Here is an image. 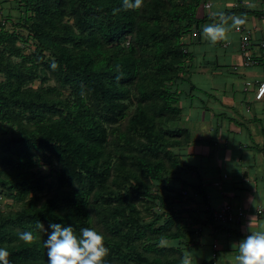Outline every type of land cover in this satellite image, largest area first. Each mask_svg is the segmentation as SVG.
Here are the masks:
<instances>
[{
	"label": "trees",
	"instance_id": "obj_1",
	"mask_svg": "<svg viewBox=\"0 0 264 264\" xmlns=\"http://www.w3.org/2000/svg\"><path fill=\"white\" fill-rule=\"evenodd\" d=\"M199 4L143 0L125 9L124 0H11L23 15L15 28L27 36L8 30L13 14L0 11V188L16 202L30 195L0 215V247L11 253L10 264H47V233L38 222L49 231L50 223L71 225L77 235L99 225L109 249L104 264H181L190 241L180 240L190 232L172 206L182 192L164 183L187 169L176 153L189 141L177 125L178 85L188 77L186 39L201 31ZM163 20L171 39L161 36ZM29 38L28 58L17 42ZM67 89L70 99L63 98ZM129 102L125 130L109 129ZM39 157L58 166L53 190L32 171ZM137 194L159 206L149 222L124 204ZM28 230L37 236L31 246L18 239Z\"/></svg>",
	"mask_w": 264,
	"mask_h": 264
},
{
	"label": "crops",
	"instance_id": "obj_2",
	"mask_svg": "<svg viewBox=\"0 0 264 264\" xmlns=\"http://www.w3.org/2000/svg\"><path fill=\"white\" fill-rule=\"evenodd\" d=\"M208 1V10L197 7L201 31L186 39L188 77L178 85V124L189 141L176 153L187 169L164 185L186 191L172 209L190 232L180 241H190L182 254L191 252V264H238L235 243L264 226V95L255 99L264 82V49L257 46L264 41V0ZM238 22L250 31L253 65L243 64ZM207 26L224 29L223 37L212 41ZM227 203L245 211L239 224L214 222V211Z\"/></svg>",
	"mask_w": 264,
	"mask_h": 264
},
{
	"label": "clouds",
	"instance_id": "obj_3",
	"mask_svg": "<svg viewBox=\"0 0 264 264\" xmlns=\"http://www.w3.org/2000/svg\"><path fill=\"white\" fill-rule=\"evenodd\" d=\"M143 0H135L130 3L124 0L125 9H139ZM205 35L212 41L223 37L224 29L207 26L203 29ZM56 65H53L55 68ZM45 170H46V166ZM37 228L44 229L47 233L43 244L47 254V264H104L105 257L109 255V249L105 246L104 235L91 227H83L79 235L71 225L50 223L49 230L44 228L41 222ZM18 239L31 246L37 240L33 231H22ZM165 245L167 241H162ZM238 254V264H264V226L258 230L249 232L235 243ZM11 253L4 247H0V264H10ZM181 264H191V252H186L181 259Z\"/></svg>",
	"mask_w": 264,
	"mask_h": 264
},
{
	"label": "rangeland",
	"instance_id": "obj_4",
	"mask_svg": "<svg viewBox=\"0 0 264 264\" xmlns=\"http://www.w3.org/2000/svg\"><path fill=\"white\" fill-rule=\"evenodd\" d=\"M10 1L8 0L6 2H4V0H2L3 5H0V11L5 10L8 13L12 12L13 15L10 16V18H12V20H8L7 21V28L8 30H15L16 32H20L22 35L27 36L28 33L26 30L20 29V28H15V25L19 22V18L23 15L22 13H18L17 10L13 9L10 5ZM177 0H173V3H176ZM12 9V11H11ZM10 14V13H9ZM69 23H71V21L69 20ZM170 23L168 20H163L161 21V27H160V32H161V36L163 38L166 39H171L170 34H168V32H166V28L167 26H169ZM33 40L32 39H28L26 43H22L21 41L17 42V46L19 48L22 49V53L23 56H28L31 57V53L33 52L34 46H33ZM13 61L14 62H18L19 58L13 57ZM4 77L0 74V81H3ZM33 87H37L40 84V80L39 78L35 79L32 83ZM46 86H53L54 82L52 80H48L45 82ZM69 90H64L63 91V98H69ZM133 109H134V105L133 103H128L127 104V109H126V115L125 118L114 123L111 124L110 126H108V128H113L115 130H121L124 131L126 126H127V120L129 119V116L133 113ZM178 127H180V125L178 124ZM135 139H140L142 141H145L143 138L137 136L135 137ZM46 166V170L45 167ZM126 168H130L133 169L132 166L130 167L129 164L125 165ZM33 172H35V174L37 176H43L46 177V182L47 184L50 186L51 183V189L53 190L54 188H56V185L58 183V181H56V172L58 171V166L56 164L55 161H52V163L47 164L45 162V160L42 157L36 158V164L32 169ZM46 182H44L45 184H43L44 186V190L46 191L48 186H46ZM122 184L118 185L117 187L112 188L113 190H115V192H122L121 190ZM2 192V193H1ZM0 215H4L7 213H13L15 211H17L19 209V207L21 206V204L26 203L28 201V199L30 198V195L26 196L24 201H19L16 202L13 198L5 195V193H3L2 189L0 188ZM149 193L152 194L153 196L156 194V191L154 188H150ZM31 194V193H29ZM128 198L126 203H130L133 205L135 211H137L138 213V217L140 218V220L144 221V222H149L150 219L152 218V214H153V210L156 209L158 210V205L156 202H153V200H151V198L149 197H145V196H141V195H133L132 197H125ZM98 231H100L101 233L104 234V231L101 229V227H99V225H96V228ZM140 247V246H139ZM139 249V248H138Z\"/></svg>",
	"mask_w": 264,
	"mask_h": 264
},
{
	"label": "built area",
	"instance_id": "obj_5",
	"mask_svg": "<svg viewBox=\"0 0 264 264\" xmlns=\"http://www.w3.org/2000/svg\"><path fill=\"white\" fill-rule=\"evenodd\" d=\"M203 7L208 10L211 6L210 1L200 0ZM234 30L239 34V50L243 57V64L245 66L255 64V60L248 55L249 49L252 47V41L250 36V31H248L245 26L238 22L234 26ZM198 37V31L194 30L187 39H196ZM261 49H264V41L259 44ZM264 95V82L260 83L255 91V99L259 100ZM182 195H186V191H182ZM258 213L262 212L261 208H256ZM213 220L216 224L223 223H234L239 224L245 217V211L240 207H235L230 204H222L213 213ZM215 258V253L212 254V259Z\"/></svg>",
	"mask_w": 264,
	"mask_h": 264
}]
</instances>
